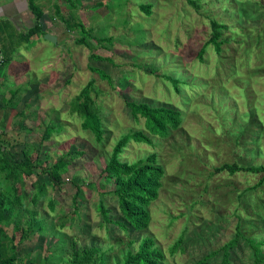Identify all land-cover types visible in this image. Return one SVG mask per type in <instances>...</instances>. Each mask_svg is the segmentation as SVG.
Masks as SVG:
<instances>
[{"label":"rangeland","instance_id":"obj_1","mask_svg":"<svg viewBox=\"0 0 264 264\" xmlns=\"http://www.w3.org/2000/svg\"><path fill=\"white\" fill-rule=\"evenodd\" d=\"M55 1L60 16L70 20L72 15L75 22L93 28L98 39H114L98 43L89 38L90 49L76 44L80 34L58 21L55 34L60 42L38 52L33 58L34 69L25 72L32 80H41L46 74L42 60L46 54L50 57V89L48 94L43 90L44 99L32 110L28 124L33 131L27 133V140L8 136L3 143L8 147L6 153L20 158L26 141L33 145V156L43 149L41 157L48 156L46 165L65 158L70 166L61 177L64 184L49 186L38 206L25 201L29 214L45 218L44 223L49 220L55 234H33L30 217L24 216L23 229L29 236L19 246L20 260L44 264L50 249V254L64 260L51 264H68L74 248L79 251L99 246L107 251L112 246L114 249L104 257L107 264H117L128 252L136 253L141 241L150 236L164 252V264H193L219 251L240 231L232 264H264V183L251 190L263 175L214 173L225 163L264 165V63L254 76L245 75L256 65V51L264 57V0H194L198 9L187 0H52L51 14L55 13ZM149 4L151 15L140 9V5ZM213 20L227 26L223 38L239 40V44L224 45L223 55L208 47L203 63L198 54L212 35ZM92 54L114 63L94 61ZM232 64L236 72L230 75ZM91 67L104 70L113 86L101 80ZM165 76H182L191 87L180 85V94ZM94 79L102 91L100 97L95 96L102 106V142L83 130L81 119L71 113V102ZM125 79L131 84L123 86ZM124 100L168 104L184 112L183 125L169 138L157 137L153 146L133 143L123 154V160L132 163L156 153L166 171L160 197L150 207L149 227L141 232H127L105 223L98 210L103 200L114 211L111 218H121L107 194L114 189L113 184L107 186L101 174L124 135L146 130L144 119L135 122ZM251 111L262 125L257 133L253 126L245 134ZM50 126L59 127V133L41 147V138ZM237 136H243L240 145L235 143ZM40 179L51 185V179L50 183L44 176ZM75 182L82 192L78 195V215L73 219ZM27 190L33 196L31 181H27ZM50 199L57 201L53 213ZM61 220L67 224L64 228ZM183 233L184 249L173 256L170 248ZM62 239L65 245L59 246ZM260 244L262 250L257 256L255 247ZM222 258L220 254L212 264H220Z\"/></svg>","mask_w":264,"mask_h":264},{"label":"trees","instance_id":"obj_2","mask_svg":"<svg viewBox=\"0 0 264 264\" xmlns=\"http://www.w3.org/2000/svg\"><path fill=\"white\" fill-rule=\"evenodd\" d=\"M187 2L198 9L197 2L194 0H187ZM75 7V4H72ZM261 6L260 3L256 4ZM140 9L147 15L152 14V5H140ZM60 13V10H58ZM43 16V12H38V19ZM68 20L61 16L62 22L66 25L68 30L77 31L80 34V39L76 40V44L85 46L87 48L92 47V44L89 42V38H92L98 43L107 42L111 43L113 37H104L97 38L94 36L95 30L93 28L88 29L84 24L77 23L73 19ZM212 35L210 39L202 46L198 58L200 62H205L204 55L208 47L213 46L215 51L223 55L224 49L223 46L227 48L233 43L236 44L239 40L232 41L230 38H223L225 32L227 31V26L213 20L212 21ZM31 34H43L41 31V25L36 26L31 32ZM241 42V41H240ZM258 45L260 41L256 42ZM242 44V43H241ZM260 50V45L258 46ZM91 59L98 62L107 61L109 63H114L109 58H104L100 55L92 54ZM254 61L256 65L251 69L250 72H245L246 76H254L261 63H264V57H261L260 53L256 51ZM235 64H232L231 74L236 72ZM244 68V65L242 66ZM241 68V69H242ZM91 71L99 76L101 80L107 81L110 85L113 86L111 77L101 68L91 67ZM239 71V70H238ZM181 77V78H180ZM127 78V77H126ZM165 79L170 81L175 91L180 93L183 86L185 88L191 87V85L186 81L182 76H165ZM124 80L123 86H126L130 82ZM101 90L96 86V80H91L80 92L78 96L74 98L71 102V113L76 114L81 119V126L83 130L91 132L99 142L104 140L105 130L103 128V119L101 117L102 106L97 103L95 96L100 97ZM126 107L130 110L132 119L135 122H139L142 118L145 122L146 130H132L126 135H124L115 145L113 153L101 174L108 185H112L114 189L109 191L107 194L111 196L114 200L115 207H117V213L120 215V219L114 221L111 217L114 216V211L105 204L103 200L100 201L98 210L105 223L113 224L112 226L130 232L134 231H145L148 229L151 221V205L157 201L160 197L161 190L163 188V180L166 175L165 168L160 164L158 159V154L152 153L146 156L144 159H140L137 162H127L123 160V154L133 143L136 144H146L149 146L154 145V139L157 137L167 139L171 136L173 131L179 130L184 122V112L180 108L171 107L168 104L163 105H153L149 102H137V101H128L124 100ZM253 111L250 112L249 125L246 127L247 134L253 126L257 128L255 133H257L262 125V122H258L254 118ZM249 114V113H248ZM59 127L50 126L44 132V135L41 138V147L47 145L51 140L54 133L58 134ZM146 131V132H145ZM245 136V135H244ZM2 137V138H1ZM0 137V227L14 223L15 233L9 238L7 234L3 232L0 228V264H41L37 262H28L23 263L19 257V245L21 242L25 241L28 238V233L22 229L23 222L22 219L30 211L28 210L25 201L29 200L34 206H38L42 200L47 196L48 187L53 188L61 187L64 182L61 181L63 174H66L69 170V162L62 158L52 166L46 165L48 163V156L45 159L41 157L42 150L37 152V155L33 156L34 148L30 143H26L25 149L22 152L20 158L9 157L6 153L7 145L3 143L6 142L7 136L3 134ZM243 136H237L235 138V143L240 145V139ZM84 155V153H82ZM227 172L228 174L235 175L237 173H246V174H262L263 178L258 185L251 188L256 189L264 183V165H239L237 163H225L220 167L214 169V173H223ZM48 177L49 183L51 179V185H48L43 182L41 177ZM32 177H37V179L32 182L31 187L34 191L33 196L27 189L26 181ZM76 183V182H75ZM90 187H94L91 184ZM77 194L74 198V212L72 213L73 219L78 215L79 208V197L78 195L82 192L80 185L76 183ZM57 201L50 199L49 207L50 211L53 213L56 211ZM30 231L34 233H44L47 236L50 232L54 233L53 226L39 219L35 214L30 215ZM48 220V219H47ZM46 220V221H47ZM63 222L62 228L67 226ZM31 223V224H30ZM50 225V226H49ZM110 230V228H109ZM23 231L20 241L18 240V232ZM50 231V232H49ZM61 232V231H60ZM110 233V232H109ZM184 234L183 233L179 240L170 248L171 254L175 256L179 250L184 249ZM58 235V234H57ZM242 236V233L239 231L237 237L232 241L228 242L224 247L219 251H213L210 254L206 255L204 258L194 262L193 264H212V261L215 257L223 254V258L220 264H232V251L238 246L239 240ZM5 240H8L9 243H6ZM18 240V241H17ZM63 240V239H62ZM58 245H65V241H59ZM57 246V248L59 247ZM74 246V245H73ZM256 248V254L259 256L261 254V244ZM105 251L104 248L99 246H90L89 248H83L81 250H76L75 248L72 251L70 259H68V264H107V253L111 252L114 248L111 246ZM56 251V250H55ZM57 255V254H56ZM62 255V254H61ZM105 255V257H104ZM65 259V258H64ZM261 259V258H260ZM260 259H257V262L260 263ZM62 262L64 261L62 257L54 256V253L50 254V249H47V255L45 256L44 264H51L50 262ZM165 254L162 249L157 245V241L152 237H145L139 246V249L136 253L132 251L128 252L126 256L123 257L121 261L117 264H164ZM55 263V264H59Z\"/></svg>","mask_w":264,"mask_h":264},{"label":"crops","instance_id":"obj_3","mask_svg":"<svg viewBox=\"0 0 264 264\" xmlns=\"http://www.w3.org/2000/svg\"><path fill=\"white\" fill-rule=\"evenodd\" d=\"M50 1L52 0H0V46L5 57L4 63L0 65V110L1 128L7 137L23 136L28 139L27 133L33 131L32 128L29 129L28 124V121H32V110L44 99L42 93L45 91V94H48L50 89V57L47 54L42 60L47 75L45 74L41 80H32L25 74L34 69L36 63L33 58L36 54L50 49V42L45 39V33L36 35L30 33L40 24L38 12L48 14L51 19L47 23L48 32L56 36L58 43L60 42V37L55 34L57 22H62L58 13L60 6L55 1L57 3L52 4L55 13L51 14ZM14 65L17 68H14ZM45 178L49 181L47 176ZM36 179L37 177H32L27 181L34 182ZM43 182L45 183L44 180ZM22 222L24 226L25 223ZM49 223L48 220L47 224ZM0 228L9 238L15 233L14 223ZM20 232L18 237L21 239L23 231L22 234ZM5 241L9 243L8 240Z\"/></svg>","mask_w":264,"mask_h":264},{"label":"water","instance_id":"obj_4","mask_svg":"<svg viewBox=\"0 0 264 264\" xmlns=\"http://www.w3.org/2000/svg\"><path fill=\"white\" fill-rule=\"evenodd\" d=\"M50 21H51V19L47 13L43 14V16L39 19V23L41 25V30L43 33H45V39L48 40L50 43L57 45L58 44L57 37L48 32L47 23Z\"/></svg>","mask_w":264,"mask_h":264},{"label":"built area","instance_id":"obj_5","mask_svg":"<svg viewBox=\"0 0 264 264\" xmlns=\"http://www.w3.org/2000/svg\"><path fill=\"white\" fill-rule=\"evenodd\" d=\"M4 54H3V50L0 46V65H2L4 63ZM3 136V130L1 128V110H0V137ZM2 138V137H1Z\"/></svg>","mask_w":264,"mask_h":264}]
</instances>
